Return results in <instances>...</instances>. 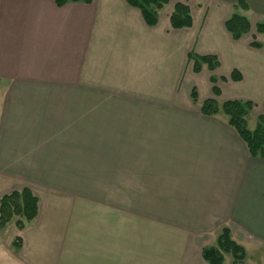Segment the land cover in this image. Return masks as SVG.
Instances as JSON below:
<instances>
[{"label":"crops","instance_id":"1","mask_svg":"<svg viewBox=\"0 0 264 264\" xmlns=\"http://www.w3.org/2000/svg\"><path fill=\"white\" fill-rule=\"evenodd\" d=\"M239 1L171 0L149 25L127 0H0V196L39 197L31 223L0 230V264H209L221 225L264 264V158L201 111L214 98L264 113V0H245L252 29L234 39ZM177 2L191 27L171 26ZM190 52L220 65L197 72Z\"/></svg>","mask_w":264,"mask_h":264},{"label":"trees","instance_id":"2","mask_svg":"<svg viewBox=\"0 0 264 264\" xmlns=\"http://www.w3.org/2000/svg\"><path fill=\"white\" fill-rule=\"evenodd\" d=\"M91 2V0H55L58 6H63L69 2ZM131 5L139 8L147 24L156 25L159 21V10H161L171 0H127ZM240 8L247 10L248 6L245 0H240L234 5V11L226 21V27L234 39H239L245 34L251 32L252 24L248 15L240 12ZM171 26L173 28L191 27L193 25V16L191 8L187 3L177 2L170 15ZM256 32L264 33V21L256 23ZM251 45L256 48H264V42L253 35ZM189 59L194 63L195 71H200L204 65L209 70L214 71L220 65V60L215 54L189 53ZM232 80H240L242 74L234 69L230 75ZM226 80L227 77H222ZM211 80L216 84L219 77L212 75ZM216 93L219 92L218 86H214ZM193 98L197 99V91L193 90ZM255 107L251 100L229 99L219 102L214 98L205 100L201 105V111L204 115L214 116L224 114L242 140L247 145L249 154L253 157L264 158V113L257 117L256 126L249 128L248 117ZM39 197L29 188L24 187L19 190H13L10 193L0 196V230H5L9 225L14 224L18 229L25 228L38 215ZM21 238L16 237L14 244L20 247ZM217 245L206 246L202 254L205 261L209 264H225V255L232 256V264H243L246 257L245 248L239 244L231 234V229L224 226L217 237Z\"/></svg>","mask_w":264,"mask_h":264},{"label":"rangeland","instance_id":"3","mask_svg":"<svg viewBox=\"0 0 264 264\" xmlns=\"http://www.w3.org/2000/svg\"><path fill=\"white\" fill-rule=\"evenodd\" d=\"M251 19H252V21H254L253 19V17H251ZM259 21H264V16L261 18V19H258ZM256 22V21H255ZM261 36H264V35H261ZM261 40H262V42H264V38H261ZM248 119H249V123H248V125H249V128L250 129H253V128H255V126H256V122H257V116H256V114H253L252 112H251V114L249 115V117H248ZM88 172V175L87 176H90V174H91V171H87ZM86 173V172H85ZM74 189H76V191H78V192H81V191H79L78 189H83L84 190V192H86V190L85 189H87L85 186L84 187H80V186H75L74 187ZM224 226L223 225H221V227H219L218 229H217V231L216 232H214V234H212V237H211V241H209L210 243L211 242H214L215 241V239L218 237V234L221 232V230H222V228H223ZM7 235L8 236H12L13 235V229H9L8 230V232H7ZM209 243V244H210ZM213 245H217V244H213ZM232 261H233V259H232V256L230 255V254H226L225 255V264H232ZM263 261H261V260H253V259H251V258H248V259H246V260H244V264H258V263H262Z\"/></svg>","mask_w":264,"mask_h":264}]
</instances>
